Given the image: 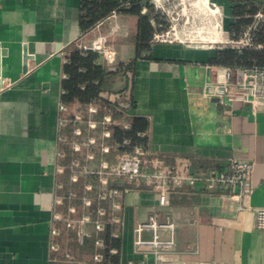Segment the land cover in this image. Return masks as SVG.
<instances>
[{
    "label": "crops",
    "instance_id": "obj_1",
    "mask_svg": "<svg viewBox=\"0 0 264 264\" xmlns=\"http://www.w3.org/2000/svg\"><path fill=\"white\" fill-rule=\"evenodd\" d=\"M81 1L0 0V264H68L53 260L50 228L56 184L64 178L56 171L59 105L66 103L70 114L80 108L78 101L63 99L66 53L77 41L92 43L104 37L115 52L112 65L105 64L103 57L97 60L109 72L101 92L121 93L118 101H124L128 72H133L129 108L102 98L101 92L94 102L113 114L112 108L120 109L131 127L134 117L146 118L147 129L136 133L146 141L113 135L112 142L130 139L151 155L168 157L171 163L183 161L194 174L229 170L233 160L252 161L254 191L248 204L264 206V111L254 113L241 103L224 105L200 93L209 78V66L218 65L211 62L217 50L241 47L228 43L233 40L230 25L240 19L234 7L249 9L251 2L210 0L217 6L216 13L210 14L207 0H182L186 15L193 13L205 23L222 25L221 30L208 34L201 29L195 36L218 39L202 44L152 38L150 46L139 51L138 15L113 13L82 31ZM151 1L158 8L166 0ZM186 1H192L197 10L186 9ZM184 32L181 29L179 34L188 37ZM204 186L198 181L174 187L167 205L156 191L125 193L122 223L114 229L117 236L111 235L110 227L103 233L105 242L110 237L106 244L114 249L106 253L108 261L126 264L137 257L134 229L154 214L159 221L168 216L174 221L177 250L189 264H264V231L256 228L254 210L240 209L236 199L208 192ZM144 236L150 238L152 232L147 230ZM70 246L84 257L93 249L92 241L86 254L74 241ZM148 264L154 263L150 259Z\"/></svg>",
    "mask_w": 264,
    "mask_h": 264
},
{
    "label": "built area",
    "instance_id": "obj_2",
    "mask_svg": "<svg viewBox=\"0 0 264 264\" xmlns=\"http://www.w3.org/2000/svg\"><path fill=\"white\" fill-rule=\"evenodd\" d=\"M169 1L158 5L169 26L154 34L156 42L183 40L178 39L182 35L177 22H173L175 18L170 19ZM208 4L217 8L210 0ZM263 21L264 12L256 13L254 23L245 30L243 37L228 43L254 46L252 31ZM215 28L221 30L222 25L216 23ZM78 42L83 53L98 51L105 64H114L115 52L107 47L104 37H98L92 43ZM209 68V78L200 91L202 96L215 98L224 105L241 103L254 113L264 111L263 66L210 65ZM59 109L56 171L64 178L56 184L50 228V249L55 262L113 264L108 261L106 253H113L114 249L106 244L103 233L110 227L111 235L117 236L114 229L122 223V196L133 189L156 191L162 204L167 205L174 187L201 181L206 191L236 199L240 209L252 208L256 228L264 231V206L251 207L248 204L254 191L252 161L233 160L229 170L194 174L183 161L171 163L168 157L151 155L130 139L112 142L115 127L131 128L126 114L115 116L95 102L71 114L66 103L61 102ZM147 230L152 232L150 238L144 236ZM134 234L133 248L137 257L129 258L126 264H148L150 259L154 264H189L177 250L175 223L169 216L159 221L151 214L146 221L136 225ZM71 241L83 254L87 253L88 241H92L89 256H81L70 246ZM198 264L224 263L201 261Z\"/></svg>",
    "mask_w": 264,
    "mask_h": 264
},
{
    "label": "trees",
    "instance_id": "obj_3",
    "mask_svg": "<svg viewBox=\"0 0 264 264\" xmlns=\"http://www.w3.org/2000/svg\"><path fill=\"white\" fill-rule=\"evenodd\" d=\"M251 2L250 8L234 7L240 19L230 25V34L233 40H239L248 25L255 21L253 16L258 10L264 12V0L258 4L255 0ZM146 8L145 12L142 10ZM113 13H128L138 15L140 18V33L138 38L139 51L150 46L156 31H164L169 22L159 8H156L151 0H82L80 26L82 31L93 28L97 23L109 17ZM249 13L250 17L243 14ZM242 14V15H241ZM254 46L232 47L231 45L218 49L211 62L218 65L228 66H251L264 67V21L259 23L252 31ZM261 45V47H258ZM102 57L101 53L94 50L82 52L79 42L70 45L66 53L64 71L68 77L64 80L63 99L67 103L78 101L80 108L99 99V93L103 89L104 80L109 75L106 67L97 60ZM84 85V88L82 87ZM115 115H122V111L116 107L112 108ZM148 121L144 117H134L130 129L115 127L114 136L118 139L130 137L134 141H146L145 138L136 136L139 130H146ZM106 242L110 239L106 236Z\"/></svg>",
    "mask_w": 264,
    "mask_h": 264
},
{
    "label": "rangeland",
    "instance_id": "obj_4",
    "mask_svg": "<svg viewBox=\"0 0 264 264\" xmlns=\"http://www.w3.org/2000/svg\"><path fill=\"white\" fill-rule=\"evenodd\" d=\"M197 2V0H195ZM160 4V2H159ZM204 5V4H203ZM190 8L191 13L194 12V9H196V7H194L193 2L191 1H186V9ZM169 9L171 10V17L172 16L175 18L173 22H177V26L178 28L184 30V33H187L189 36L185 37V36H179L178 39H183V40H187V41H193L195 43H202V44H211V41L217 40L218 37L217 36H213L209 37V36H203L198 37L195 36L199 31L202 30H207V33L211 34L210 31H215V27H216V23L214 21H208L205 23L201 20L198 19V17H196L193 13L190 14L189 16L186 15V13L184 12V3H182V0H170L169 1ZM206 9L208 11V13L210 14H214L216 12V9L214 10V8L210 7L208 4V0H207V5H206ZM197 10V9H196ZM187 11V10H186ZM209 14V15H210ZM187 16L189 17V19L187 18ZM211 17V16H210ZM167 19V17H166ZM169 19V17H168Z\"/></svg>",
    "mask_w": 264,
    "mask_h": 264
},
{
    "label": "water",
    "instance_id": "obj_5",
    "mask_svg": "<svg viewBox=\"0 0 264 264\" xmlns=\"http://www.w3.org/2000/svg\"><path fill=\"white\" fill-rule=\"evenodd\" d=\"M28 56L29 55L25 53V58H28ZM115 69H116L115 67L110 68V70H115ZM24 71H26V67L24 68ZM0 76H1V51H0ZM128 76H129V86L124 101H118V99L121 97V93H111L108 91H103L100 93V96L104 99L117 103L123 108H129L131 105L130 101L132 99V93H133V81H134L133 72H128ZM0 88H1V80H0Z\"/></svg>",
    "mask_w": 264,
    "mask_h": 264
},
{
    "label": "bare ground",
    "instance_id": "obj_6",
    "mask_svg": "<svg viewBox=\"0 0 264 264\" xmlns=\"http://www.w3.org/2000/svg\"><path fill=\"white\" fill-rule=\"evenodd\" d=\"M214 10H215V8H214Z\"/></svg>",
    "mask_w": 264,
    "mask_h": 264
}]
</instances>
